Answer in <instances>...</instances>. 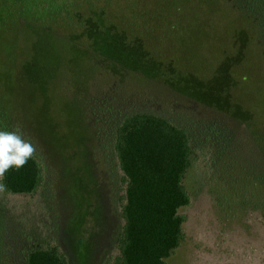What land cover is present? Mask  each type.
Instances as JSON below:
<instances>
[{"label": "rangeland", "instance_id": "rangeland-1", "mask_svg": "<svg viewBox=\"0 0 264 264\" xmlns=\"http://www.w3.org/2000/svg\"><path fill=\"white\" fill-rule=\"evenodd\" d=\"M115 2L96 7L103 15L79 32L2 21L0 104L48 167L35 193L2 199V263L25 264L26 250L45 242L67 264H107L117 254L121 173L112 125L91 114L89 99L119 91L193 128L184 237L165 264H264L254 174L264 157V44L250 19L230 0H139L135 19L127 1ZM92 33L84 44L99 54L81 53L77 38ZM212 126L227 131L222 150Z\"/></svg>", "mask_w": 264, "mask_h": 264}, {"label": "trees", "instance_id": "trees-1", "mask_svg": "<svg viewBox=\"0 0 264 264\" xmlns=\"http://www.w3.org/2000/svg\"><path fill=\"white\" fill-rule=\"evenodd\" d=\"M115 1L0 0V29H7L2 23L6 20L12 29L19 23L27 26L30 22L41 27L39 29L58 25L64 30L79 32L93 22L97 15H103L101 12L95 14L96 7L106 12V8H110ZM125 1L131 9H126L127 19L129 15L133 19L137 18L140 15L136 16L139 0ZM230 1L242 15L250 19L255 34L264 44V0ZM86 36L87 38L81 39V43L78 38L76 40L77 45H82L79 47L81 53L89 51L99 54L97 52L101 48L97 52L92 49V41L88 44L89 47L87 43L84 44L92 39L93 33ZM97 57L101 59L102 55ZM89 100H92L89 107L91 114L100 119L102 114L105 115L104 121L112 125V152L121 173L119 213L122 226L116 238L117 254L107 264H165V259L174 253L184 237V217L179 209L190 203V194L183 179L193 160V128L184 124L181 117L175 119L146 109L145 105L152 104L147 98L109 91L99 100ZM15 128L17 126L12 117L0 104V129ZM209 133V137L216 136L219 143L222 141L220 150L227 146V131L224 128L219 129L221 141L214 126L209 128ZM24 137L35 145L36 153L23 168L9 170L3 180L7 190L0 192V264H3L1 253L7 223L3 215V197L32 195L48 175L47 158L41 145L28 135ZM254 169L264 197V157L261 172L255 166ZM262 206L264 209V198ZM24 260L25 264H67L65 255L56 244L50 242L30 246L25 252Z\"/></svg>", "mask_w": 264, "mask_h": 264}, {"label": "clouds", "instance_id": "clouds-1", "mask_svg": "<svg viewBox=\"0 0 264 264\" xmlns=\"http://www.w3.org/2000/svg\"><path fill=\"white\" fill-rule=\"evenodd\" d=\"M35 153V145L24 137L18 127L13 130L0 129V192L7 190V185L3 183L6 173L13 168H23Z\"/></svg>", "mask_w": 264, "mask_h": 264}]
</instances>
